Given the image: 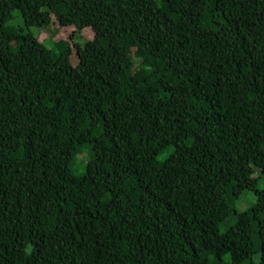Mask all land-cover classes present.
Wrapping results in <instances>:
<instances>
[{
  "label": "trees",
  "instance_id": "trees-1",
  "mask_svg": "<svg viewBox=\"0 0 264 264\" xmlns=\"http://www.w3.org/2000/svg\"><path fill=\"white\" fill-rule=\"evenodd\" d=\"M228 263L264 264V0H0V264Z\"/></svg>",
  "mask_w": 264,
  "mask_h": 264
},
{
  "label": "rangeland",
  "instance_id": "rangeland-1",
  "mask_svg": "<svg viewBox=\"0 0 264 264\" xmlns=\"http://www.w3.org/2000/svg\"><path fill=\"white\" fill-rule=\"evenodd\" d=\"M2 25L4 26H13L23 30V33L28 35L30 34L36 40L44 44L47 48L59 51V48L55 46V43H64L72 49V64L77 65V55H76V46H82L85 42L92 41L94 39V32L89 29H83L82 31H77L73 26L70 27H60L55 19L51 25L44 28L30 27L27 28L24 23V19L19 10H16L12 15L6 18ZM84 169H78L77 174H80ZM245 203L241 202L238 205L239 210L246 209L251 203L255 201V198L251 196L244 200ZM243 203V204H242ZM224 231V230H222ZM230 264V263H228Z\"/></svg>",
  "mask_w": 264,
  "mask_h": 264
}]
</instances>
